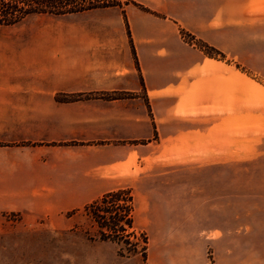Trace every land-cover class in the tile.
<instances>
[{
	"label": "crops",
	"instance_id": "crops-1",
	"mask_svg": "<svg viewBox=\"0 0 264 264\" xmlns=\"http://www.w3.org/2000/svg\"><path fill=\"white\" fill-rule=\"evenodd\" d=\"M116 2L63 15L31 14L0 26V212L51 218L104 191L112 177L107 174L133 153L148 159L147 152L160 146L165 155L173 150L189 162L194 159L184 149L213 144L208 130L222 117L189 112L203 100L216 101L215 77L203 73L214 63L184 43L182 30L223 54L236 41L264 60V0ZM89 94L137 97L62 100ZM119 145L130 151L120 157ZM229 208L222 202L223 216ZM222 222V229L200 230L196 237L207 246L223 243L231 231L223 226L230 220ZM182 233L176 228V236ZM174 258L172 264H209L193 250H176Z\"/></svg>",
	"mask_w": 264,
	"mask_h": 264
},
{
	"label": "rangeland",
	"instance_id": "rangeland-1",
	"mask_svg": "<svg viewBox=\"0 0 264 264\" xmlns=\"http://www.w3.org/2000/svg\"><path fill=\"white\" fill-rule=\"evenodd\" d=\"M22 1L18 6L25 9L44 5ZM51 5L55 11H68L84 10L90 3L67 1ZM4 31L0 27V34ZM180 34L200 57L214 63L203 73L215 77L216 101L208 105L203 100L198 111L193 108L189 112L195 115L189 117L209 113L222 117L219 122L212 120L208 130L209 137L211 132L214 134V143H203L191 152L184 149L183 153L194 159L189 162L180 161L181 155L173 150L165 155L160 146L147 152L151 156L148 159H144L143 152L133 153L117 171L107 174L112 177L104 191L87 194L81 205L51 218L27 219L21 212H0V264H172L176 250L203 253L209 264L215 260L264 264V60L250 57L249 51L241 50L236 41L223 54L189 32L182 30ZM203 93L212 91L206 89ZM135 97L89 94L62 100ZM142 99L149 108L148 100L144 96ZM186 126L189 125L183 128ZM117 151L121 157L130 150L119 145ZM157 154L162 156L156 159ZM117 190L126 193L120 196L115 213L129 215L131 196L133 222L130 226L124 224L128 216L112 229L109 205L94 203ZM222 202L230 203L224 216ZM223 219L230 220L223 226L231 231L223 243L207 246L202 236L196 237L200 230L222 229ZM176 228L183 230L181 237L176 236ZM144 238L146 245L142 243ZM225 249L231 252L227 258L221 254Z\"/></svg>",
	"mask_w": 264,
	"mask_h": 264
},
{
	"label": "trees",
	"instance_id": "trees-1",
	"mask_svg": "<svg viewBox=\"0 0 264 264\" xmlns=\"http://www.w3.org/2000/svg\"><path fill=\"white\" fill-rule=\"evenodd\" d=\"M67 1H87L90 3V5H88L86 7V9L84 10H88V9H93V8H101V7H110V6H116L117 2L115 0H31V2H35L36 4L38 2L44 4L41 5L39 7V5H37V7H29V8H23V7H19L18 4L20 2H23L22 0L18 1V0H0V25H14L18 22H20L22 20V18L28 14L31 13H50V14H54V15H62V14H67V13H73V12H79V11H83V10H68V11H63L62 9L59 10H54V8H51V4L55 3V2H61V3H65ZM50 5V6H49ZM83 8V7H81ZM126 192L124 190H117L115 192H111V193H107L105 194L101 200L97 201L94 204H101V205H109L107 206V212H109L113 215L112 217V229H115L116 227H118V225L120 224V222L124 221L125 218L129 216L128 219H126L124 221V224L126 226H130V223L132 224V211H133V198L131 196H129V215H127L126 217L124 215H121L119 213H115V206L117 205L118 201H121V195H124ZM128 194V191H127ZM91 207H94L91 206ZM122 228V227H120ZM108 229V228H107ZM111 229V228H109ZM108 229V230H109ZM106 237V236H103ZM106 240V239H104ZM142 243H144V245H146V241L145 238L143 239ZM145 248L142 252H144V260L146 258V252H145Z\"/></svg>",
	"mask_w": 264,
	"mask_h": 264
}]
</instances>
